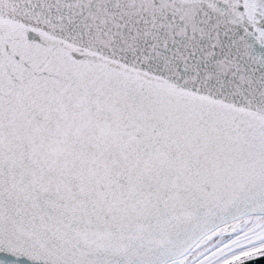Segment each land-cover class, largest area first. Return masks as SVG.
<instances>
[{"label":"snow or ice","instance_id":"6c2138e0","mask_svg":"<svg viewBox=\"0 0 264 264\" xmlns=\"http://www.w3.org/2000/svg\"><path fill=\"white\" fill-rule=\"evenodd\" d=\"M0 264H264V0H0Z\"/></svg>","mask_w":264,"mask_h":264}]
</instances>
